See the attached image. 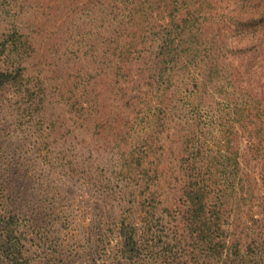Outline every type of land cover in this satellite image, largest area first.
Returning <instances> with one entry per match:
<instances>
[{"label": "rangeland", "instance_id": "1", "mask_svg": "<svg viewBox=\"0 0 264 264\" xmlns=\"http://www.w3.org/2000/svg\"><path fill=\"white\" fill-rule=\"evenodd\" d=\"M183 1L160 78L152 0H0V264H264V0Z\"/></svg>", "mask_w": 264, "mask_h": 264}, {"label": "trees", "instance_id": "2", "mask_svg": "<svg viewBox=\"0 0 264 264\" xmlns=\"http://www.w3.org/2000/svg\"><path fill=\"white\" fill-rule=\"evenodd\" d=\"M146 0H134V2H143ZM150 2V0H148ZM154 3L162 9V11L168 16L166 21L162 24V35L159 38V41L157 42V46L159 48L158 54H161L160 59V67H157L159 77L163 78L165 76V72L167 70V63L171 64L172 62L175 63L176 60V51L177 57L181 58V53L179 51V47H181V44L183 42V37L185 36V33L189 31V27L185 29V23L187 24L186 18L184 20L179 19L181 15H188L191 16L194 9L195 3L190 2H184L183 0H152ZM192 7V8H190ZM182 13V14H181ZM182 22L184 25L179 26L178 23ZM183 45V44H182ZM174 52V54H173ZM173 54V57L171 58V55ZM190 54V53H189ZM188 54V55H189ZM187 55V56H188ZM186 56V57H187ZM183 57V56H182ZM201 81L199 86L206 90L208 89V81L206 79L205 73H201ZM204 77V78H203ZM0 75V85L4 84L6 82L7 78ZM14 78V77H13ZM221 100L227 101V98L222 97ZM228 104L232 107L235 106L232 105L231 101L228 102ZM227 106L229 107V105ZM233 113V112H232ZM221 123L214 126L216 133V141L212 145L211 149L209 150L208 157L205 159L204 162H201V167L205 169L206 175H239L240 174V168L237 164L236 158L234 159L232 157L234 146L232 145L231 138L233 137V131L229 129L228 122L230 118H226L225 120H222ZM222 140V141H221ZM224 140H227L224 141ZM233 189V188H231ZM205 190L200 186L197 185L194 187L193 191H186L183 193V196L185 200L187 201L189 205V211H191L190 214V220H203V217L206 212L205 211V204L206 201L203 203V199L207 198L208 200V193L204 196ZM225 193L220 196V199L223 197H226ZM212 200V199H211ZM210 204V202H209ZM208 213V212H207ZM219 216L218 211H211L210 210V220H217Z\"/></svg>", "mask_w": 264, "mask_h": 264}]
</instances>
